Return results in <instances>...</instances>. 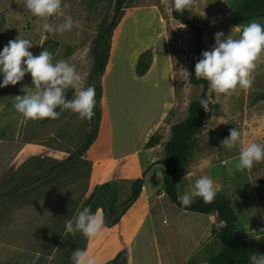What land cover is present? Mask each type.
<instances>
[{
  "label": "rangeland",
  "instance_id": "rangeland-1",
  "mask_svg": "<svg viewBox=\"0 0 264 264\" xmlns=\"http://www.w3.org/2000/svg\"><path fill=\"white\" fill-rule=\"evenodd\" d=\"M188 1L190 20L203 30L204 50L214 44L217 31L228 35L233 27L253 20L264 24V16L242 19L238 8L243 0ZM113 6L114 0H62L61 15L49 17V22L62 23L64 15H70L79 26L47 33L41 29L43 18L26 9L23 0H0V41L4 46L17 37L30 39L29 50L34 55L46 48L53 62L73 64L86 87L93 62L92 41ZM128 6L114 31L115 51L104 81L114 130L103 147L108 156L96 158L106 163L99 180L119 182L118 207L129 196L131 180L113 178L118 176L115 173L109 177L110 164L146 147L141 146L135 129L140 117L155 120V133L163 136L162 143L155 145L156 152L162 157L171 125L187 115L189 103L202 91V86L189 82L195 45L191 28L172 15L173 0H129ZM143 47L140 68L148 67L145 73L149 71L151 79L146 82L138 78L134 66L135 55ZM250 78L252 83L246 89L237 86L227 93H216L209 87L208 119L182 174L192 185L198 176L208 175L219 192L230 198L238 214V229L247 238L252 255L264 254V160L239 171L234 167L239 144L226 148L220 143L235 127L245 143L264 145V51L258 55ZM22 86L34 89L30 74L15 85L0 88V264H63L71 243L76 242L79 249L88 248L89 238L82 233L64 235L65 221L81 210L95 187L87 152L82 159L67 160L88 124L77 113L59 107L55 118H25L14 108L15 96L24 94ZM71 91L65 90V98H73L75 90ZM48 171L52 173L45 178ZM39 175L44 178L35 181ZM14 187L17 189L12 192ZM186 189L191 188L182 183L179 195ZM156 209L134 243V264H160L153 224L164 264H210L209 259L221 251V241L213 235V230L223 225L216 212L208 217L185 211L168 196L157 202ZM108 236L105 245L114 244L115 234Z\"/></svg>",
  "mask_w": 264,
  "mask_h": 264
},
{
  "label": "clouds",
  "instance_id": "clouds-1",
  "mask_svg": "<svg viewBox=\"0 0 264 264\" xmlns=\"http://www.w3.org/2000/svg\"><path fill=\"white\" fill-rule=\"evenodd\" d=\"M61 4L62 0H23L26 9L34 16L43 18L41 29L47 33L70 31L74 24L79 26L70 15H64L62 23L49 22V17L61 15ZM173 6L176 11H182L188 8V0H173ZM234 31L237 35H233ZM214 39L211 48L203 50L201 58L195 63V77L207 80L210 89L216 93H227L237 86L248 88L252 83L250 76L255 61L264 51V24L253 20L242 27H233L228 35L217 31ZM31 47L30 39L17 37L10 39L0 49V88L17 84L25 74H30L34 86V89L22 86L24 94L15 96V110L27 119H43L57 117L59 113L56 109L59 107L77 113L80 119H91L94 115V87L82 85V77L73 64L65 60L53 62L52 54L46 48L34 55L29 50ZM68 88L75 90L70 100L64 95ZM199 103L204 107L207 101L201 99ZM241 135L234 127L220 141L226 148L239 144L238 160L234 165L239 171L264 160V145L245 143ZM219 191V186L210 176L200 175L194 180L191 189H186L177 199L184 206L190 205L195 197L207 203ZM102 225L103 219L98 213L83 207L72 219L65 221L64 235L80 232L87 238H93L99 234ZM71 260L72 264H98L95 256L79 248L73 250ZM249 261L250 264H264V254L253 253Z\"/></svg>",
  "mask_w": 264,
  "mask_h": 264
},
{
  "label": "trees",
  "instance_id": "trees-1",
  "mask_svg": "<svg viewBox=\"0 0 264 264\" xmlns=\"http://www.w3.org/2000/svg\"><path fill=\"white\" fill-rule=\"evenodd\" d=\"M129 0H114L113 11L110 17L105 18L97 29L96 36L92 41L91 52L93 62L90 73L87 79V86L91 85L95 89V104L93 108L94 115L91 119H85L88 124V129L82 139L79 141L77 147L68 157V162H74L82 159L86 151L96 140L101 119L102 109L101 100L103 96L102 76L104 75L109 64L113 33L120 24L126 8H128ZM189 6V1H188ZM238 13L245 21H250L255 17L264 16V0H243L238 8ZM172 15L181 23L188 25L192 30V40L195 45V55L191 63L189 72V82L196 86H202V91L197 95L188 105L187 115L180 121L173 123L170 127V137L163 143L164 154L154 163H162L166 166V174L164 176L165 193L170 201L185 211H194L203 214H210L215 211L219 221L223 223L218 230H213V234L221 241V251L213 255L209 259L210 264H250L249 257L251 256V249L245 235L239 231L237 226L238 214L235 207L226 195L218 192L215 198L210 202H204L202 198L195 197L190 205H181L177 199L179 195L178 184L181 178V173L188 165L190 157L196 145V138L205 128L208 119L209 106V84L205 79H197L195 77L194 69L195 63L201 58L200 54L205 49L202 27L190 20L188 16V8L182 11L173 9ZM3 48V42L0 41V49ZM143 55V54H141ZM139 57L136 72L139 75L145 74L148 67L140 68ZM73 91L72 88H69ZM71 91V92H72ZM72 93V94H73ZM67 97L66 99H69ZM204 99L207 103L200 105V100ZM58 111V110H56ZM163 136L154 133L150 136L146 143L147 147H152L162 143ZM149 165L142 175L136 179L131 180L130 193L123 202L122 207L117 206L118 193L117 188L119 182L117 180H110L95 185L92 192L85 200L83 207H89L94 213L99 208L103 212V223L106 227H112L117 224L126 211L133 205L142 192L144 178L154 164ZM59 166L57 163L54 170ZM53 170V171H54ZM48 171L45 178L51 175ZM44 177L42 175L36 176L35 181H41ZM17 188L14 187L12 192ZM81 208V210H82ZM78 244L71 243L70 247L65 253L63 264H72L71 254L76 249ZM98 264H128V258L125 250L119 251L114 258L105 263Z\"/></svg>",
  "mask_w": 264,
  "mask_h": 264
},
{
  "label": "crops",
  "instance_id": "crops-1",
  "mask_svg": "<svg viewBox=\"0 0 264 264\" xmlns=\"http://www.w3.org/2000/svg\"><path fill=\"white\" fill-rule=\"evenodd\" d=\"M113 38H114V33H113ZM145 48L146 47L141 48L140 51H138L135 55V59H134L135 69L138 63L139 55ZM114 51L115 50L112 41V49H111L109 64L107 66L104 75L102 76L103 96L101 100L102 119H101L100 129L96 140L86 151L90 157L89 159L92 160V167H93L92 179L95 181L94 185L106 181H110L109 180L110 178L99 180L103 176V173L101 171L105 168L106 163L101 164L98 162L96 158H99L100 156H104V155L108 156L107 155L108 153L105 152V150H103V147L106 140L111 136L112 131L114 130V126L113 124H111L110 121L111 113L107 106L106 93H105L106 89L104 87V81L108 71L110 70ZM89 73L90 70L87 74V79ZM136 74L138 78L143 79L144 82H146L147 80L151 81V79H148V76L150 74L149 71L143 75H139L137 72ZM87 79H86V87H87ZM167 105L168 103H166L165 108L167 107ZM157 127L158 126L157 124H155V120L151 122V120L148 121L143 116L140 117L139 124L136 125L135 129L138 130L139 135L142 139L141 146L146 145L150 136L155 133ZM156 151H157L156 146H152V147L146 146L144 149H140V150L138 149V151L137 150L134 151V153L130 154V156H128L126 159L124 158L125 160L114 159V161L110 164L112 173L110 172L111 174L109 175V177H111L113 173H115L116 175L118 174V176H114L113 178L126 177L127 179L133 180L140 177L144 169H146L149 165H151L156 160L161 158L157 155ZM126 172L130 174L126 175ZM182 173L178 184V188L180 185H182V183H185L187 188H191L192 187L191 179L188 178L187 180L184 181V176ZM165 174H166V166L162 163H154L144 178V184L141 194L139 195L137 200L133 203V205L121 217L120 221L112 227H106L105 225H102L101 231L99 232L98 236H96L95 239L89 238L88 248L86 251L89 254L95 256L98 263H105L110 259L114 258V256L119 251L125 250L128 258V264H134L135 254L133 250H134V243L136 242L138 234L143 228L144 223L151 217L152 218L154 217V214L156 213L157 210L156 209L157 202L159 200L166 199L167 197L165 193V187L163 181ZM144 187H147V189H145ZM96 213H98L103 219V212L101 208H99ZM210 214H206V215H208L209 217ZM209 226H210V222L209 225L206 227L207 228L206 234L209 232ZM110 232L115 234L116 241L114 244L105 245L106 244L105 242H107L109 238L108 233ZM156 232H157V227L155 226V224H153L152 233L156 245V250L159 256V262L160 264H164V262L162 261L161 244L159 243V240H157V237L155 235Z\"/></svg>",
  "mask_w": 264,
  "mask_h": 264
}]
</instances>
